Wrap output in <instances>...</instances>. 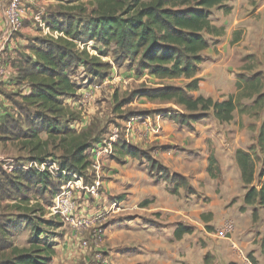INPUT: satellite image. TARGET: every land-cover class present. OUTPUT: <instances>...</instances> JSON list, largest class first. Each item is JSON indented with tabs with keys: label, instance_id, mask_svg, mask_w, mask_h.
<instances>
[{
	"label": "trees",
	"instance_id": "obj_1",
	"mask_svg": "<svg viewBox=\"0 0 264 264\" xmlns=\"http://www.w3.org/2000/svg\"><path fill=\"white\" fill-rule=\"evenodd\" d=\"M228 1L69 0L64 6H57L54 13L48 9L49 14L43 16L46 25L63 36L35 40L26 47L30 55L17 62L16 85L27 87L29 92L18 97L5 94L15 115L6 117L0 125V144L21 143L27 150L26 162L41 164L51 160L59 171L68 174L54 178L47 171L21 166L7 172L0 163V201H14L12 210L18 212L14 220L12 215L0 213V264H50L55 255L54 236L48 229L60 226L53 219L43 218L44 206H50L62 186L74 179L71 175L84 178L85 183L90 180L89 153L101 144L94 127L79 132L71 128L80 122V116L66 101L74 99L82 82H100L108 76L111 66L102 57L111 55L117 67L127 65L136 74L160 82L158 87L131 92L127 101L144 97L149 103H172L178 109L142 111L139 117L158 115L179 127L193 129L195 123L209 117L230 123L235 112L248 117L258 115L264 101L261 74L238 75L236 91L222 100L198 93L202 81L198 74L205 62L203 52L223 35V28L213 24V13L229 14ZM89 42L101 50L94 47L96 54H90L86 48ZM236 42L233 40L232 44ZM78 44L85 46L80 49ZM78 70L82 80L76 78ZM174 80H183L184 85L171 84ZM254 95L251 106L242 104V100ZM117 155L145 160L149 175L166 183L171 195L180 190L197 194L183 175L170 173L148 150L117 141L111 156ZM234 160L244 191L242 204L253 208L251 216L255 222L256 209H264V119L254 142L245 149H237ZM207 173L212 179L220 178L213 155L208 158ZM34 197L41 198L42 204L36 201L31 206ZM23 228L31 234L27 247L18 248L13 239ZM189 232L188 228H181L174 231V237L180 239ZM259 247L264 256V236Z\"/></svg>",
	"mask_w": 264,
	"mask_h": 264
},
{
	"label": "rangeland",
	"instance_id": "obj_2",
	"mask_svg": "<svg viewBox=\"0 0 264 264\" xmlns=\"http://www.w3.org/2000/svg\"><path fill=\"white\" fill-rule=\"evenodd\" d=\"M67 1L69 0H63L62 4H54V7L50 8L51 11L54 13L57 6H64ZM241 1L229 0L227 5ZM247 1L250 9L244 13L243 7H240L234 17L237 20L248 17L234 32L232 40L238 44L232 47H235L236 51L224 55L222 51L219 54L218 47H215L206 52L205 62L198 74L202 80L199 87V92L200 88L202 89L201 94L216 89L228 92L231 80H236L238 75L251 77L254 74H261V93L264 94V0ZM80 3L87 4L86 1ZM76 4L74 3V6ZM260 7L261 13H258L257 9ZM224 16L221 11H215L213 22L219 26L224 22ZM249 21L251 22L248 23ZM35 33L36 35L26 38L25 45L16 46L13 60L7 61L11 67H16L17 62L27 56L24 51L28 45L44 38L37 31ZM19 37L22 39L18 32L14 40ZM94 47L101 50L100 46L92 43L88 52L96 54ZM102 60L111 66L108 76L100 82H82V88L74 99L66 101L80 116V122L74 123L71 128L79 132L90 126L94 127L101 144L116 134L119 141L148 150L152 158L160 164L161 153L169 152L178 158L172 159L166 155L167 160L177 162L182 159L179 162L182 170L187 165L184 158L188 159L189 163L191 160L198 161L199 156L193 147L194 138L190 132L194 128L175 126L158 115H155L154 119L152 116L138 115L142 111L159 108L177 109L172 103H149L144 97L127 101L131 92L143 87H158L160 82L152 77L136 74L134 69L127 65L117 67L111 55L102 57ZM80 72L78 70L76 73L78 80H82ZM170 83L175 86L184 85L183 80H174ZM15 86L11 91H6L0 86V95L10 105L11 101L5 94L13 93L18 97L21 93L20 87ZM227 96L228 94H223L220 98ZM255 98L256 95L249 100H242V104L251 106ZM257 111L259 113L256 117L249 118L235 112L234 119L228 126L237 130L236 134H243L241 129L244 125L248 126V133L245 132V136L253 143L258 126L264 119V101ZM242 116L246 118L245 121L242 120ZM164 125L174 127L164 132ZM165 134H168L165 140L161 139ZM162 145L164 146L160 150L159 146ZM26 154L27 150H24L21 143L0 144V163L4 170L9 166H19L17 164L26 165L24 160ZM89 156L93 162V154L89 153ZM127 158L128 162L122 163L113 161L115 159L112 156L100 159L104 184L102 183V189L96 198L87 196L76 182L67 188L65 186V193L69 195L74 205L71 218L67 220L50 214L49 216L53 218L43 215L45 220L53 219L60 226L48 229V232L53 234V241L56 244L55 255L50 264H264V256L259 247L264 236V209H256L258 220L254 222L251 216L253 208L244 207L242 197L237 196L232 197L225 207L214 203L212 205L214 211H211L208 206L211 199L206 196V192L216 189L215 183L206 184V181L200 180L193 185L191 181L193 177H190L187 180L197 192L196 195L183 190L177 195H171L166 183L156 176L149 175L145 160L137 161L128 156ZM110 162H114L113 164L122 172L116 179L117 183L113 184L125 189L132 186L127 185V178L133 179L132 194L135 198L128 197L127 201L125 199L122 203L126 196L121 193L113 195L103 193L106 189ZM111 169L114 170L112 167ZM167 170L170 173L173 171L168 168ZM138 173H145L149 182L147 179L141 180ZM148 187L150 188L147 189ZM111 190L113 193L118 188L112 187ZM241 192L243 195L244 191L240 189ZM103 194L106 197L99 199ZM34 200L41 204L43 202L39 197H34ZM207 214H211L210 218L206 217ZM181 228H188L190 232L176 239L174 231ZM30 234L29 229L23 228L13 239L14 245L18 248L27 247Z\"/></svg>",
	"mask_w": 264,
	"mask_h": 264
},
{
	"label": "crops",
	"instance_id": "obj_3",
	"mask_svg": "<svg viewBox=\"0 0 264 264\" xmlns=\"http://www.w3.org/2000/svg\"><path fill=\"white\" fill-rule=\"evenodd\" d=\"M6 0H0V28L3 24V15H2V6L5 3ZM247 0H242L241 2L238 3H232L229 5V7L231 8V12L227 15L224 16V22L220 23V25L218 26L216 22H213V24L217 27H223V35L221 37L216 38V44L211 46L209 49H214L215 47H218L219 50V54L220 52H224V55H226L227 53H233L234 51H236L235 46L236 44H238V42H236L235 44H232V39L234 37V32H236V30L238 29V27L241 26V24H243V22L248 19V17H243L239 20L235 19V13L239 11L240 7L244 10V13L247 12L250 9V5L247 3ZM59 3L62 4L61 2L55 1V0H27L26 2V16L23 20V24H22V28L19 31L20 36L22 37V39L19 37L17 40H15L14 45H13V49L11 48L7 55L6 58L4 60L5 66L8 69L9 72V79L4 81L3 83H0V86L3 87L6 91H11L15 89V85H16V81H15V77H16V67H11L7 61L8 60H13V56L15 55V51H16V46H22L25 45V40L28 36H32V35H36V31L37 29L35 28L34 24L32 23L31 18V13L35 10L41 9L43 10L44 14L47 15V10L48 8L54 7V4ZM259 5V3H258ZM261 7L259 8V10L257 9L258 13L260 12ZM251 21H249L248 23H250ZM252 23L255 24V21H253ZM38 32V31H37ZM39 33V32H38ZM227 48L229 50H227ZM203 52V56L205 57L206 52ZM24 54L29 56V52L26 49V51H24ZM14 78V79H13ZM12 79V80H11ZM150 81V80H149ZM231 87L229 88L228 92H224L223 89L222 90H210L207 93H202L203 96L205 97H210L214 100H222L223 98H220L221 95L225 94V95H230L233 94L236 91L235 88V80H231L230 83ZM235 89V91H234ZM19 90L21 91L20 95H25L29 92V89L25 86H21L19 88ZM202 89L200 88V93L201 94ZM217 91V92H216ZM220 91V92H218ZM15 115V110L14 108L6 101L3 99V97L0 95V125L3 123L4 119L6 117H12ZM248 117V116H246ZM249 118V117H248ZM154 119V117L152 118ZM246 118H244L242 116V120L245 121ZM170 122V121H169ZM174 124V123H173ZM228 124L230 123H219L216 120H214L212 117H210L209 119H203L197 123H195L193 125V131L191 132L192 137L194 138V149H196V154L197 156H199L198 161L194 162V161H188V159L184 158V161L186 162V167L182 170L181 167V163L180 159L176 162L175 160H167V156L169 155L170 158L175 159L178 158V156H174V154H169V152H165V153H161L162 156V165L166 168H168L169 170L172 169V172H176L179 173L181 175H183L186 179H189L190 177H193L191 179L193 185H195V183H198L200 180H204L206 181V184H210V183H215L216 189H211L210 191L206 192V196L208 198L211 199V202L209 203V209L211 211H214V209L212 208V205L214 203H218L219 205L225 207V205L229 202V200L232 197H237L241 198L242 197V192L240 193V189L241 191L242 189V182H241V178H240V171L238 169V166L236 165V162L234 160V152L237 149H245L247 148L250 144H252V141L247 138L245 136V132L248 133V126H245L241 129L240 125L239 128L242 130L243 134H236L237 130L231 128L232 126H228ZM239 124V123H238ZM175 126H177L176 124H174ZM164 132L166 131V129H172L174 126L173 125H164ZM182 128V127H181ZM180 134V133H179ZM178 134V135H179ZM168 134H165L161 137V139L165 140V136H167ZM44 138L45 136L42 135ZM41 136V138H42ZM176 136V134H175ZM180 137V136H178ZM43 138V139H44ZM17 143V142H15ZM8 144V143H6ZM164 145L159 146V149L161 150L163 148ZM159 150V151H160ZM210 155H213L217 164H218V168L220 170V178H210L208 173H207V166H208V158ZM117 163H122L124 162H128V158L126 156L122 157L120 155H117L116 158H114ZM182 160V159H181ZM160 161V162H161ZM12 163V160H11ZM102 163H104L102 161ZM114 162H110L109 164V174L107 175V179H106V189L104 190L103 193L106 192L107 195H113L116 193H121L122 195L126 196V198L124 197V201L122 203L125 202V199L127 201L128 197H134V195L132 194L134 192V180L130 179L129 177L127 178V185L128 184H132V186H127L125 189H122V187L119 185L118 187L113 184V182H116V179L119 178V176H121L120 174L122 173L120 170L117 169V166L113 164ZM19 166L21 164H18ZM28 162H26V165L22 164L21 168L24 169H28ZM116 166V168H115ZM107 167V168H108ZM114 168V170L111 169ZM186 168L188 169V172H186ZM14 169V166H9L7 168V172H11ZM104 171V170H103ZM134 173V172H133ZM138 175L140 176L141 180H145L147 179V181L149 182V178L145 173H138ZM114 177V179H113ZM130 180V181H129ZM188 181V180H187ZM117 183V182H116ZM119 183V182H118ZM104 184V183H103ZM120 184V183H119ZM190 185V184H189ZM112 187H116V189L118 188V190H115L113 193L111 192ZM150 187H148L147 189H149ZM210 189V188H209ZM239 189V191H238ZM103 197H99V199L101 198H105L106 195L103 194ZM96 198V197H94ZM135 198V197H134ZM35 200H31L30 201V205L33 206L35 204ZM100 203V202H99ZM14 204V201H0V213H5V214H9L12 215L11 216V220H14L16 218V216L18 215V212L16 210H12V206ZM44 216L45 217H52L49 216V210L47 206H44ZM18 236V235H17ZM15 246V245H14ZM52 261V260H51Z\"/></svg>",
	"mask_w": 264,
	"mask_h": 264
},
{
	"label": "built area",
	"instance_id": "obj_4",
	"mask_svg": "<svg viewBox=\"0 0 264 264\" xmlns=\"http://www.w3.org/2000/svg\"><path fill=\"white\" fill-rule=\"evenodd\" d=\"M26 2L27 0H6L1 8L3 24L0 28V83H3L10 77L8 75L9 72L5 66L4 60L8 51L11 48L13 49L15 34H17L22 28L23 20L26 16ZM44 15L45 14L43 10L41 9L35 10L31 13L30 19L32 20V23L34 24L37 31L44 37H50L54 39L63 36L61 33L51 31L49 29L43 19ZM91 44L92 42L86 44L87 50H89V46ZM84 46L85 45L83 44H78L80 49H83ZM89 53L92 54L91 52ZM117 141H119V136L113 134L106 142L97 145L91 151V154L94 156V161L92 162L91 159L92 165L87 170V175L90 178L89 183H85L84 178L82 177L71 175L74 179L64 184V186L61 188V191L52 200V204L48 208L50 215L59 216L67 220L71 218L73 215L74 205L71 202L69 195L65 193L66 190H64V188L65 186L66 188L69 187L75 182L79 184V188L84 191L87 196L92 198L98 196L100 190L102 189L103 183L99 161L102 157H108L112 155L114 145ZM27 167L34 168L39 172L47 171L54 178L60 176L62 177L68 174L64 171H59L57 164L51 160H47L41 164L29 162Z\"/></svg>",
	"mask_w": 264,
	"mask_h": 264
}]
</instances>
